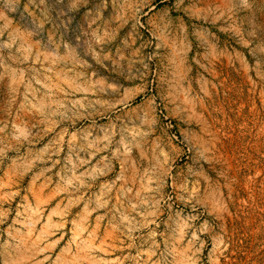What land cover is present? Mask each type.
<instances>
[{"label":"rangeland","instance_id":"rangeland-1","mask_svg":"<svg viewBox=\"0 0 264 264\" xmlns=\"http://www.w3.org/2000/svg\"><path fill=\"white\" fill-rule=\"evenodd\" d=\"M0 264H264V0H0Z\"/></svg>","mask_w":264,"mask_h":264},{"label":"bare ground","instance_id":"bare-ground-1","mask_svg":"<svg viewBox=\"0 0 264 264\" xmlns=\"http://www.w3.org/2000/svg\"><path fill=\"white\" fill-rule=\"evenodd\" d=\"M85 105L78 108L80 114V118L78 119H91L94 118L96 114H98L99 111L101 112H109L113 110L114 108L119 107L121 104H125L124 101H113V102H107L109 106H104L102 102H99L98 100L89 99ZM125 106V105H124ZM77 110V109H76ZM77 110V111H78ZM82 121V120H81Z\"/></svg>","mask_w":264,"mask_h":264},{"label":"crops","instance_id":"crops-1","mask_svg":"<svg viewBox=\"0 0 264 264\" xmlns=\"http://www.w3.org/2000/svg\"><path fill=\"white\" fill-rule=\"evenodd\" d=\"M173 19V18H172Z\"/></svg>","mask_w":264,"mask_h":264}]
</instances>
